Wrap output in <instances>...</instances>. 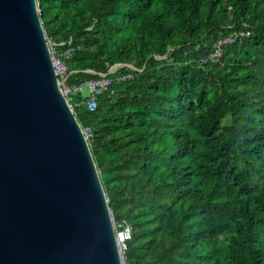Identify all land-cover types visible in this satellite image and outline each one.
Wrapping results in <instances>:
<instances>
[{"label":"trees","instance_id":"obj_1","mask_svg":"<svg viewBox=\"0 0 264 264\" xmlns=\"http://www.w3.org/2000/svg\"><path fill=\"white\" fill-rule=\"evenodd\" d=\"M38 2L48 37L74 48L68 83L143 69L121 66L112 76L131 80L76 109L132 228L127 264H264V0ZM240 29L251 34L200 66Z\"/></svg>","mask_w":264,"mask_h":264},{"label":"water","instance_id":"obj_2","mask_svg":"<svg viewBox=\"0 0 264 264\" xmlns=\"http://www.w3.org/2000/svg\"><path fill=\"white\" fill-rule=\"evenodd\" d=\"M38 0H0V264H122Z\"/></svg>","mask_w":264,"mask_h":264},{"label":"built area","instance_id":"obj_3","mask_svg":"<svg viewBox=\"0 0 264 264\" xmlns=\"http://www.w3.org/2000/svg\"><path fill=\"white\" fill-rule=\"evenodd\" d=\"M251 31L249 29H240L237 32L219 37L213 45L212 51L205 57H203L199 64L200 66H205L210 63H217L220 61L223 55L225 46L235 44L238 39L249 36ZM50 52L52 56V61L56 75L58 77V82L63 95L65 96L70 108L76 114V109L82 106L88 107L89 110H96L99 104V98L105 90H107L116 81H126L133 78L132 73L115 74L123 65L142 71L143 69H137L131 64H116L110 68L106 73H98V77L95 79L87 80L81 84H70L68 83V78L72 74V70L69 68L67 61L71 58L74 48L69 47L65 50L59 49V45H65L66 42L58 44L52 38L47 37ZM71 43V40H70ZM157 59L166 58V56L155 55ZM87 89L88 95L84 96V90ZM81 97V98H79ZM82 132L90 143L94 136L92 127L82 126ZM111 218L113 221L114 231L117 238L118 249L120 253V258L122 264H127V250L129 242L132 239V228L130 224L125 222H119L115 219L113 212L111 211Z\"/></svg>","mask_w":264,"mask_h":264},{"label":"rangeland","instance_id":"obj_4","mask_svg":"<svg viewBox=\"0 0 264 264\" xmlns=\"http://www.w3.org/2000/svg\"><path fill=\"white\" fill-rule=\"evenodd\" d=\"M83 94H84V96H87L88 95L87 89L84 90V93Z\"/></svg>","mask_w":264,"mask_h":264}]
</instances>
